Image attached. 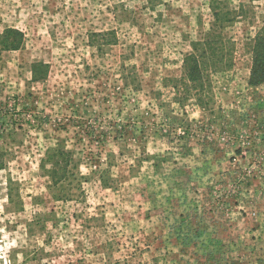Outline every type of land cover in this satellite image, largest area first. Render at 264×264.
<instances>
[{
    "label": "rangeland",
    "instance_id": "374dc122",
    "mask_svg": "<svg viewBox=\"0 0 264 264\" xmlns=\"http://www.w3.org/2000/svg\"><path fill=\"white\" fill-rule=\"evenodd\" d=\"M7 28L0 264H264V0H0Z\"/></svg>",
    "mask_w": 264,
    "mask_h": 264
},
{
    "label": "trees",
    "instance_id": "16d2710c",
    "mask_svg": "<svg viewBox=\"0 0 264 264\" xmlns=\"http://www.w3.org/2000/svg\"><path fill=\"white\" fill-rule=\"evenodd\" d=\"M215 25L221 23L220 19L216 11L213 13ZM231 20V19H230ZM230 20H228L230 22ZM227 21V22H228ZM221 32H217L216 30L212 31L208 39H205L201 43L193 44V50L196 52L198 50L197 45L202 43L208 47L209 49H215L217 47H211L214 43H219L221 39ZM23 44V33L17 29L7 28L2 34H0V50H17ZM204 53L201 52L199 54V58H204ZM252 67L251 73L249 77V83L251 85H257L264 82V31H258L254 38V43L252 46ZM186 60V75L190 80H197L201 77V72L199 69V61L195 55H189L185 58ZM201 62V61H200ZM47 64L38 62L32 65V78L34 81L43 79L47 75ZM43 69V73L38 74L40 70ZM52 157H57V159L51 161L52 170L50 171V176L54 183H57L61 178H65L67 176V166L71 163L70 153L56 149L54 153L51 154ZM60 158V159H59ZM209 247L207 245L206 250L208 251ZM212 249V247H210ZM210 255V254H209ZM208 255V256H209Z\"/></svg>",
    "mask_w": 264,
    "mask_h": 264
}]
</instances>
